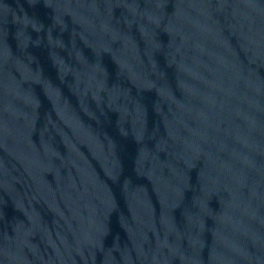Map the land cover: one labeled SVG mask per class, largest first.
Masks as SVG:
<instances>
[{
  "label": "water",
  "instance_id": "95a60500",
  "mask_svg": "<svg viewBox=\"0 0 264 264\" xmlns=\"http://www.w3.org/2000/svg\"><path fill=\"white\" fill-rule=\"evenodd\" d=\"M0 264H264V0H0Z\"/></svg>",
  "mask_w": 264,
  "mask_h": 264
}]
</instances>
